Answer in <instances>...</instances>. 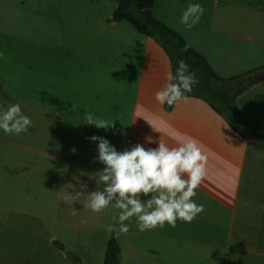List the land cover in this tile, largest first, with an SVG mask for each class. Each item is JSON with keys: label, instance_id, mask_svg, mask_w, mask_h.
<instances>
[{"label": "crops", "instance_id": "0c3cea01", "mask_svg": "<svg viewBox=\"0 0 264 264\" xmlns=\"http://www.w3.org/2000/svg\"><path fill=\"white\" fill-rule=\"evenodd\" d=\"M118 3L0 0V77L3 90L15 100L0 98V108L19 104L32 120L28 133L0 132V261H6L4 253L15 237L46 234L51 247L58 242L68 254L103 230L104 252L114 236L121 254L125 239L130 263L154 246L162 254H191L193 264H264V152L236 135L201 100L187 98L172 106L156 101V93L168 83L170 62L128 22H107ZM160 3L155 0L154 17L182 35L177 19ZM212 32L210 28L205 43L182 38L226 79V44L216 42ZM247 41L252 46L243 55L244 70L264 67V40ZM253 92L254 98L243 105ZM236 104L264 135V80ZM85 112L113 122V127L83 124ZM175 133L198 140L208 157L207 175L193 197L204 211L191 223L178 220L175 228L165 224L139 232L133 218L124 234L114 220L118 209L109 206L93 213L86 207V195L63 199L73 189L90 193L100 187L98 172L104 166L94 162L91 136L103 137L122 151L137 144L157 147L148 138L175 146Z\"/></svg>", "mask_w": 264, "mask_h": 264}, {"label": "clouds", "instance_id": "9594fccd", "mask_svg": "<svg viewBox=\"0 0 264 264\" xmlns=\"http://www.w3.org/2000/svg\"><path fill=\"white\" fill-rule=\"evenodd\" d=\"M204 13L203 4L193 0L181 13L180 24L191 30L199 24ZM167 80L155 99L168 106L185 101L187 94L199 83L196 72L182 59L176 61L175 71L168 73ZM83 121L96 129L113 127V122L92 112H85ZM31 127L32 120L22 112L19 104L0 108V132L3 134L20 135L28 133ZM174 138L175 146L148 138L147 142L157 143V147L145 148L137 144L117 151L109 140L91 136L90 142L96 144L94 162L104 166L98 172L100 187L90 193L73 189L71 194L65 192L63 199L74 201L86 195V207L93 213H101L109 206L118 209L114 220L119 224V232L124 234L130 231L133 218L139 232L163 229L165 224L175 228L178 220L191 223L204 211V205L196 203L193 197L207 175L208 157L195 138L180 133H175ZM72 151L74 153L75 149ZM107 230L112 232L113 227L108 226Z\"/></svg>", "mask_w": 264, "mask_h": 264}, {"label": "rangeland", "instance_id": "374dc122", "mask_svg": "<svg viewBox=\"0 0 264 264\" xmlns=\"http://www.w3.org/2000/svg\"><path fill=\"white\" fill-rule=\"evenodd\" d=\"M190 2L193 0H161L159 7L167 9L166 14H172V17L177 19L175 23L177 28L182 32L183 37L192 44H195L194 40L205 43L207 33L212 28V38L220 44H226V79L261 69L259 67L245 71L243 55L249 54L247 49L252 46L247 44L248 39L260 38L264 40V0H196L203 4L205 13L196 27L186 30L180 24V16ZM182 35L180 36L182 37ZM253 98L254 92L246 95L242 101L243 105H248ZM96 233L95 238L87 239L90 240L88 245L80 248L72 247L71 252L68 253L75 256L79 263H74L68 254H63L64 250L51 247L49 236L43 234L37 239L27 235H22L20 239L13 236L15 238L9 241L4 253L6 261H0V264H102L101 256L105 252L100 244L102 239L100 236L103 235V230H96ZM68 242H70L69 239ZM122 244L120 264H193L194 259L191 254L176 255L171 251L162 254L154 246H149L143 253L136 254L135 257H132L135 260L130 263L128 262L125 239H122ZM63 255L67 257V260L64 261L60 258ZM179 256L185 259L184 263L178 259Z\"/></svg>", "mask_w": 264, "mask_h": 264}, {"label": "trees", "instance_id": "16d2710c", "mask_svg": "<svg viewBox=\"0 0 264 264\" xmlns=\"http://www.w3.org/2000/svg\"><path fill=\"white\" fill-rule=\"evenodd\" d=\"M154 3L155 0H119L117 10L107 22L126 21L139 33L154 41L166 54L172 72L175 71L176 61L184 60L189 68L196 72L199 80L192 92L187 94L188 98L206 103L214 113L224 119L236 135L250 141L264 152V135L259 128L252 127L248 123L236 104V100L245 91L264 80V67L256 72L231 79L218 77L203 56L190 48L178 33L153 16ZM2 82L0 77V98L15 103L14 99L3 90ZM53 246L64 250L58 242L54 241ZM68 257L74 263H79L75 256L68 254ZM103 264H120V248L114 236L108 241Z\"/></svg>", "mask_w": 264, "mask_h": 264}]
</instances>
